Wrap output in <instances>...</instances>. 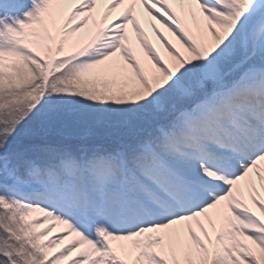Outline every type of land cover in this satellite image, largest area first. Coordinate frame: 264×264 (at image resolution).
I'll use <instances>...</instances> for the list:
<instances>
[{
	"label": "snow or ice",
	"instance_id": "6c2138e0",
	"mask_svg": "<svg viewBox=\"0 0 264 264\" xmlns=\"http://www.w3.org/2000/svg\"><path fill=\"white\" fill-rule=\"evenodd\" d=\"M0 264H264V0H0Z\"/></svg>",
	"mask_w": 264,
	"mask_h": 264
},
{
	"label": "bare ground",
	"instance_id": "6f19581e",
	"mask_svg": "<svg viewBox=\"0 0 264 264\" xmlns=\"http://www.w3.org/2000/svg\"><path fill=\"white\" fill-rule=\"evenodd\" d=\"M156 26L160 29L161 32H163V35H164L165 37H167L168 39L173 40V42H175V38L171 35V33L168 32L167 29H165V28H164L161 24H159V23H157ZM147 31H148V37H149V39H151V40L157 45V47H160V46L163 45V44L158 40V38L156 37L155 33L151 31L150 28H148Z\"/></svg>",
	"mask_w": 264,
	"mask_h": 264
},
{
	"label": "rangeland",
	"instance_id": "374dc122",
	"mask_svg": "<svg viewBox=\"0 0 264 264\" xmlns=\"http://www.w3.org/2000/svg\"><path fill=\"white\" fill-rule=\"evenodd\" d=\"M162 48H163V47H162ZM163 51H164L163 55H167L166 51H165V50H163ZM53 234H55V233H53Z\"/></svg>",
	"mask_w": 264,
	"mask_h": 264
}]
</instances>
